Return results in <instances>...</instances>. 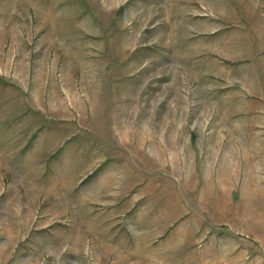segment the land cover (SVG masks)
<instances>
[{
  "label": "rangeland",
  "instance_id": "obj_1",
  "mask_svg": "<svg viewBox=\"0 0 264 264\" xmlns=\"http://www.w3.org/2000/svg\"><path fill=\"white\" fill-rule=\"evenodd\" d=\"M0 264H264V0H0Z\"/></svg>",
  "mask_w": 264,
  "mask_h": 264
}]
</instances>
